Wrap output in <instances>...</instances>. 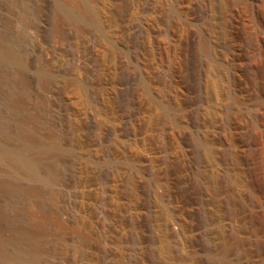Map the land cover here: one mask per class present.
<instances>
[{"label": "bare ground", "instance_id": "1", "mask_svg": "<svg viewBox=\"0 0 264 264\" xmlns=\"http://www.w3.org/2000/svg\"><path fill=\"white\" fill-rule=\"evenodd\" d=\"M0 264H264V0H0Z\"/></svg>", "mask_w": 264, "mask_h": 264}, {"label": "rangeland", "instance_id": "2", "mask_svg": "<svg viewBox=\"0 0 264 264\" xmlns=\"http://www.w3.org/2000/svg\"><path fill=\"white\" fill-rule=\"evenodd\" d=\"M23 6L25 7V9L28 8V6H27L26 4H24ZM27 10H28V9H27ZM27 10H26V11H27ZM27 12H28V16H29V14H31V11L28 10ZM30 16H31V15H30ZM51 38H52V37H51ZM6 73H7L9 76H11V77L14 76L13 71L10 70V69H8Z\"/></svg>", "mask_w": 264, "mask_h": 264}]
</instances>
